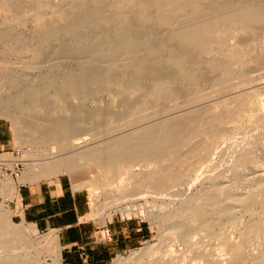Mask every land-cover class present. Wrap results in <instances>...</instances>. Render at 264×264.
<instances>
[{
    "label": "rangeland",
    "instance_id": "obj_1",
    "mask_svg": "<svg viewBox=\"0 0 264 264\" xmlns=\"http://www.w3.org/2000/svg\"><path fill=\"white\" fill-rule=\"evenodd\" d=\"M73 1L75 3V0L19 1V17L7 19L8 27H12L9 29L15 32L10 33L13 35V42L0 40V103L12 100L11 107L19 114L33 96L47 109L51 104L48 102L55 95L59 96V91L55 92L48 87L52 78L49 66L57 61V55L53 52L40 58L39 51L44 46V40L21 42L23 35L27 36L34 28L28 21L38 12L36 7L44 2L52 4V10L43 11L42 23L46 24L45 29L49 27L48 29L55 30L60 27L56 23L58 18H68V22L61 25V31L56 29V35L64 42L60 46L61 56H71L65 67L69 74L74 75L77 83L74 84L73 96L77 98L75 102L73 100L76 104L71 105L72 112L64 120V133L60 136V141L66 143L70 139L81 145L99 147L109 146L132 135L137 146L135 151H129L132 157L129 154L123 155L127 153L125 149L126 153L121 151L113 155L121 164L123 159V164L129 163L121 173H114L107 188L108 192L118 194L113 197H118L119 200L111 198L112 195L99 199L96 194L101 198L102 190L94 191L97 192L94 196L90 189L77 186L72 173L60 174L70 176L74 188L84 192L89 198L91 212L86 220H94L106 226L112 220L122 219L138 223L148 231L147 241L136 250H131L132 252L115 256L109 263L115 264L118 258H126L135 251L158 243L164 221L151 217L150 209L158 213L162 210V204H166L168 208L174 202L176 206L185 204L183 201L194 198L210 175L229 166L233 157L236 160L264 158V61L261 58L263 51L260 52L264 47V0H172L174 4L170 3L171 0H145L147 6L144 0H122L120 3L109 0V4L101 7L99 4L92 6L89 3V11L93 10L96 16L92 11L89 13L88 9L85 12L89 15L84 16V7L78 2L75 5L80 7L79 11L75 10L70 17ZM99 1L101 0H87L92 4ZM1 12L3 13L2 9ZM122 15L127 17L126 22L123 17H118ZM114 18L116 23H113ZM249 19H254L255 22ZM49 20L56 25L50 26ZM191 31L193 33L190 38L193 35L195 38L190 40L187 32ZM183 34L186 36H182V41L180 38ZM73 36H76L77 42L68 43ZM132 36L136 42L132 40ZM170 36L171 40L168 42ZM173 37L179 41H175L177 46ZM200 37L207 42H202ZM185 38L189 42H185ZM128 40L129 44H126ZM170 42L171 46L174 45L172 52V47L168 45ZM124 44L132 46L125 48ZM163 44L168 49L161 53L165 49L160 50L165 47ZM241 49L245 51L244 54ZM113 52H117V56ZM168 56H174V60L177 58V63L171 61L172 57L169 63L164 62L163 59ZM129 60L131 61L127 62ZM146 60L153 62L144 65ZM37 63L41 65L38 69ZM128 63H133V66ZM11 64L18 67L16 72L10 71ZM11 77L14 79V86L8 94L5 85ZM169 89L170 92H167ZM63 98L65 99L64 96ZM0 119L7 135L5 148L20 147L15 141L16 130L12 119L4 115H0ZM168 131H173L170 132L171 136ZM132 139H128V142ZM158 143L160 147H157ZM144 146L151 150L150 155L137 153ZM115 158L112 160L116 163L110 158V164L118 163ZM165 166L167 170H171L166 175L170 174L178 179L163 175L164 179L161 177L163 180L160 183L169 187H163L165 191H161L158 198L153 191H148L147 197L139 193L129 196L128 187L133 180L130 170L136 172L137 169L138 173L156 168L161 171L162 168L164 174ZM78 168L87 172L85 164ZM90 176L96 175L91 171ZM15 201L18 200L7 201L0 196V203L12 212L13 223L18 227L23 224L30 226L20 220L18 215H22V211L15 208L12 203ZM117 205L120 206L118 211L114 208ZM227 231L230 235L234 234V225L228 227ZM36 237L31 236L32 240L27 237L21 239L19 245L23 247V253L20 258L31 262L34 260L33 264H57L56 254L61 252V246H57L54 240L59 239L58 234L38 231ZM206 242H201L198 247L209 249ZM213 242L219 249V242ZM215 244L212 243L216 249ZM171 247L180 264H205L204 260L198 259L195 249L174 242ZM214 248L211 247V250ZM154 251L155 255L164 253L158 248ZM220 255L223 261L230 258L226 252Z\"/></svg>",
    "mask_w": 264,
    "mask_h": 264
},
{
    "label": "bare ground",
    "instance_id": "obj_2",
    "mask_svg": "<svg viewBox=\"0 0 264 264\" xmlns=\"http://www.w3.org/2000/svg\"><path fill=\"white\" fill-rule=\"evenodd\" d=\"M19 1L20 0H0V9H2L3 11V13L2 12L0 13V15L2 14L0 16V40H10V42H13V37H12L13 35L10 33L11 32L15 33V32L10 30L12 28L11 26H10L11 28L8 27L9 21H7V19H13L18 16L19 14L18 12L21 9V5H18V3L20 4ZM112 1H115V3L116 2L120 3L122 0L120 1L112 0ZM78 2L81 3V5L84 7L82 11L84 10L83 12H85L87 11L88 8H91L88 6L89 3L92 6H96L97 4H99L98 6L101 7L102 5L108 2L110 3L111 1L101 0L95 4H92V2H87V0H75V3H78ZM75 3L73 1L74 5L70 6L71 7V11L69 12L70 17L75 10L79 11L78 9H80V7L77 8ZM144 3L147 6L148 3L145 2V0H144ZM170 3L171 4L173 3L172 0ZM177 3H175L176 6H177ZM36 8L38 12L34 16H32V18L28 21L33 24L34 28L33 30H31V33L29 32L27 34V36L23 35L24 38H21V42L22 41L26 42V40L28 42L29 41L35 42L36 40L38 41L41 40L42 42L44 40L43 41L44 46L41 48V51H39L40 58L45 57L47 54H50L53 52L57 55V61L55 63L50 64L49 66L50 68L49 71H51L50 74L52 75V78L49 81L48 87L50 88V90L53 88L55 92L59 91L60 94L57 93L59 96L55 95L53 99L51 100L49 99L50 102L48 103H51L49 106H52V107L50 108L48 106V109L43 108L41 106L42 104L40 103V100L36 98V96H33L30 98L29 101L27 100L28 101L27 104H25V106L22 108L21 113L19 114L14 112V110L12 109L11 104H10L12 100L8 99V102L6 101L5 103H0V115H4L12 119L14 123V128L16 130L15 131V141L18 143V146H20V148L24 149L26 153V158H27L26 170L23 173L22 177L19 178L18 180L9 179V180L2 182L0 185V196L4 197L7 201L10 199L18 200L20 185L27 184L29 182L39 181L40 179L47 178V177L57 176L64 172H70L74 175L75 183L77 184L78 187L88 188L91 191H93V193L94 191L102 190L103 192L100 193L101 198L99 194H96L97 192L94 193V196L96 194L99 199H102V197H108L110 195H112L110 196L112 198L113 196L118 195V194H115V193L112 194V192L107 191V188L110 186V179H112L114 173H117V174L121 173V171L125 168V166L129 165V163L123 164L125 163L123 162L124 159L121 160L122 161V164H121L118 159L113 157V155L121 151L122 153L123 152L126 153L124 149L127 150V153L123 155H127L130 153L129 151L131 152L135 151L137 146L134 140L132 139L133 138L132 135L128 137V139L130 138L132 139L131 142H128L127 138H121L120 140H118L117 142H114L113 144H110L109 146L103 145L99 147H93V146L91 147L86 144L81 145L76 142H72L70 139H68L66 143H63L62 141H60V136L62 135V133H64V129H63L64 120L70 114V112H72L70 107L75 106L76 104L74 103L76 97H73L74 96V84H77L75 83L76 79L74 75L69 74L67 72L66 67H65L68 58H71V56L69 57L61 56L60 46L64 42L62 41V39L57 37L56 29L58 27L55 28L56 27L55 25L57 22H58L57 24H59L60 27H62L61 25L68 22V18L66 17L62 18L63 17L62 16L58 18V21H56V23L53 22L52 20H49V23H48L49 25L55 24L53 26L55 30L48 29L49 27L45 29L46 24L42 23V21L44 20L42 17L43 15L42 13L46 9L52 10L53 6L52 4L44 2L40 4L39 7H36ZM66 8L68 7L66 6ZM96 9H99V8H96ZM240 10L241 8L237 9V11H240ZM91 11H89V13L91 12L93 14V10ZM87 12L84 13V16L88 14ZM94 16H91V17L94 18ZM123 16L124 15L118 16V17L122 18ZM125 18L127 17L125 16ZM125 18L123 20H125ZM50 19H53V18H50ZM115 19L116 18L113 19L115 21L113 23L117 22V20ZM82 20H85V18L84 19L82 18ZM249 20H252L253 22H255L254 19H249ZM126 21L127 19L125 20V22ZM60 27L57 30L61 31ZM178 29L176 31H179ZM192 33H193L192 31L191 33L187 32L188 38H190V35ZM180 34L181 33H179V35ZM171 36L168 37L167 39L168 42H169V39L171 40ZM182 36H186V34L181 35L180 40L183 41ZM194 36L195 35L191 37L195 38ZM193 38H190V40ZM203 38H205V36H203ZM172 39H174V42L176 41L177 43H179V41L176 40L174 37ZM132 40L136 42L134 38ZM185 40H184L185 42L187 41L189 42L188 39L185 38ZM18 41L20 42V39H18ZM133 41H132V44H133ZM167 41H164V42H167ZM205 41L206 39L203 40L202 42L206 43L207 41L206 42ZM67 42L72 43V44L76 43L77 42L76 36L69 38ZM174 42L172 44H174ZM126 44H129V40L127 41ZM168 45L171 46V42ZM124 46L126 48V46H129V45L124 44ZM131 46L129 47L131 48ZM163 46L165 45L163 44ZM173 46H171L172 47L170 49L171 52L173 51L172 50L174 48ZM175 46H177V44ZM110 48H112V46ZM125 48L123 47V49ZM130 48H127V49L130 50ZM117 49H120V48H117ZM133 49H134V45H133ZM161 49H164L161 51V53H163L168 48L165 46V47L160 48V50ZM241 50H242V53L244 54L245 51L243 52V49ZM262 51L263 53L261 55V58L264 61V47L261 48L260 52ZM117 52H113V53H115V55L117 56L116 54ZM150 53L151 52H149V54ZM152 53L154 56L155 51H153ZM149 54L147 55L148 56L147 59L149 58ZM239 54L243 56L241 52ZM172 55H174V53H172ZM155 57H153V60ZM170 57H172V60ZM173 58L174 56H168L167 58H165V60L168 59L169 61L167 60L165 61L163 58L162 59L164 62L169 63L170 60L171 61L174 60ZM261 58H258V60H260ZM109 59H112V58H108V60ZM176 59L177 58H175L174 61H176ZM151 60L150 61L146 60L147 62L144 65L149 64ZM130 61L131 60L127 62H130ZM263 63L264 62H262V64ZM37 64L36 66H38L37 67L38 69L39 66L41 67V65L39 64L37 65ZM129 65L133 66V63H130ZM10 68H11L10 71L12 72H16L18 70L17 69L18 67L16 66V64L15 65L13 64V66L11 64ZM105 71H107V69ZM12 72L11 74L13 76L14 74ZM7 80L8 81L6 82L5 89L7 90L8 94H10L14 86V79L11 77ZM167 92H170V89ZM63 96L65 97V99L63 98ZM170 132L171 131H168V133ZM171 133H173V131ZM171 133L169 134L170 136L172 135ZM174 133H177V131L176 132L174 131ZM135 136L137 135H134V137ZM157 147H160L159 143L157 144ZM149 151L151 150H148V148L144 146L137 153L141 155L147 153V155H150ZM132 156L130 155V157ZM110 158L111 160L115 158L116 161L118 160L117 161L118 163L110 164V161H109ZM118 158H121V156ZM122 158H124V156ZM104 161L107 163L105 164ZM114 161L115 160H112V162ZM82 164L86 165L87 172H84L82 168L81 169L78 168L79 165H82ZM166 167L167 166H165L164 174H163L164 170H162V168H161L162 172L157 168L153 170L147 169V171H141L138 173H136L137 169H135L136 172H134L133 170H130L131 171L130 174L133 173L131 174V176L133 177V180L130 182V185L128 187L129 194H130L129 196H135L137 195V193H139V194H142L144 197H147L148 191L150 193L151 191H153L154 196L158 198L160 196V192L161 191L164 192L165 191L164 188L169 187V185L166 186L165 183L164 184L166 187L163 186V184H161L162 182L160 183V180L164 179L163 175L165 176L167 171L168 172L171 171V170H167L168 168L166 169ZM91 171H93L96 175V176H92L93 178L90 176ZM179 173L181 174V172ZM180 174L178 176H180ZM168 175L170 174H167L166 176L170 178L171 175L170 176ZM185 175L186 174H184V177H186ZM167 177L165 178L167 179ZM174 177L172 176L171 178H174ZM117 198L113 197V199L115 200ZM149 198H153V197H149ZM137 200L135 199V201ZM179 202L181 203L184 202L185 204L181 206H176L174 202L173 204L175 206L171 207L173 205L171 204V205H168L170 206L169 208L166 207V204H162L160 205L162 206L160 207L162 210L160 211V209L158 208L160 211L158 213H155L151 211L150 209L149 215L151 217L155 218L157 221L158 220L164 221V225L161 228L162 230H161V235H160L158 243L156 245L149 246L145 249L135 251L126 258H118L115 260V264H180L178 257L175 256L174 250H171L172 249L171 246L173 242L181 243V244L183 243L187 245L188 247L195 249L194 251L198 259L204 260L203 263L205 264H264V158L263 159L254 158L253 160H246V159L238 158L236 160V158L233 157L232 161L230 160L229 166H227L224 170L220 172L218 171L217 173L210 175L207 178V181L201 186L200 189H198L196 196L194 198L189 199V201L184 200L183 202L180 200ZM155 203H158V201ZM113 204H114V201H113ZM119 205L114 207L115 209H117V211L119 210L118 209V207H120ZM96 206L98 207V204ZM100 207L101 206H99L98 208ZM11 213L12 212L9 211L6 205L0 203V264H33L34 260L31 262V261H25L20 258V256L23 253L22 251L23 247H21L19 244H20L21 239L24 237H27L28 239H31V236L36 237L38 233V229L32 225L26 226L23 224L22 226H19V227L16 226L12 221ZM243 219H246V220H243ZM232 225H234L235 232L234 234L230 235L231 233L228 234L227 229L228 227H231ZM202 233L204 235H202ZM167 240L170 241V244L168 243ZM215 240L219 242L218 244L219 249L217 247V244L213 242ZM54 241L57 246L60 245V240L58 238L55 239ZM203 241L205 242L207 241L206 246L209 249L207 248L201 249L200 247H198ZM212 243L215 244L216 249L214 248V245H212ZM211 247L214 248L215 250L217 249L218 250L215 252L214 249L211 250ZM157 248L164 251V253L155 255L153 251L156 250ZM166 248H169V250L165 251L164 249ZM224 252H226L228 256H230V258L227 257L223 261L220 253H224ZM56 261H57V264H62L61 252L56 254Z\"/></svg>",
    "mask_w": 264,
    "mask_h": 264
},
{
    "label": "crops",
    "instance_id": "obj_3",
    "mask_svg": "<svg viewBox=\"0 0 264 264\" xmlns=\"http://www.w3.org/2000/svg\"><path fill=\"white\" fill-rule=\"evenodd\" d=\"M6 136L0 119V151L12 149L5 148ZM12 203L22 211L21 221L40 232L58 234L62 264H109L115 256L143 245L149 236L138 223L117 219L102 226L86 220L89 198L74 188L68 175L20 185L19 199Z\"/></svg>",
    "mask_w": 264,
    "mask_h": 264
},
{
    "label": "built area",
    "instance_id": "obj_4",
    "mask_svg": "<svg viewBox=\"0 0 264 264\" xmlns=\"http://www.w3.org/2000/svg\"><path fill=\"white\" fill-rule=\"evenodd\" d=\"M27 158L24 149L13 147L0 151V185L12 179L18 180L26 170Z\"/></svg>",
    "mask_w": 264,
    "mask_h": 264
}]
</instances>
